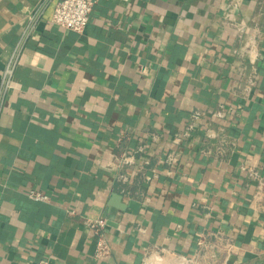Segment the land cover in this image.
<instances>
[{"label":"crops","instance_id":"crops-1","mask_svg":"<svg viewBox=\"0 0 264 264\" xmlns=\"http://www.w3.org/2000/svg\"><path fill=\"white\" fill-rule=\"evenodd\" d=\"M59 1L0 0V264H142L154 245L192 255L203 230L234 238L235 259L264 264V215L250 208L240 169L264 171V0H240L232 13L261 28L263 54L243 114L223 122L234 153L227 163L204 156L201 130L177 165L141 184L145 203L122 196L106 162L122 130L128 148L164 131L154 148L172 151L193 109L233 102L240 42L224 23L230 0H93L82 33L52 23ZM85 216L109 220L107 260L95 257Z\"/></svg>","mask_w":264,"mask_h":264},{"label":"built area","instance_id":"built-area-1","mask_svg":"<svg viewBox=\"0 0 264 264\" xmlns=\"http://www.w3.org/2000/svg\"><path fill=\"white\" fill-rule=\"evenodd\" d=\"M94 5L93 0H60L55 5L51 21L57 27L82 33L90 21ZM229 5V11L224 14V23L228 28L237 31V39L240 42L233 48V55L239 58L235 65L239 69V77L232 82L228 90L233 102L229 104L221 101L215 108L193 109L183 129L171 136V147L174 148L172 151L164 152L154 148V145L165 139L164 131L149 130L134 148L124 145L127 133L124 130L120 131L117 142L120 152L111 156L106 162V167L118 170L116 179L119 192L127 200L147 202L145 192L140 190L141 184L157 179L160 165L165 164L168 167L177 165L182 159L180 148L187 141L198 138L197 134L201 130L203 133L200 135L199 143L204 156L227 163L234 153L235 138L229 132V125L223 122H236L243 114L245 102L252 98L260 78L258 64L263 54L259 43L261 28L257 26L250 32L249 24L234 19L232 13L241 7L240 0H230ZM11 72L12 68L8 66L6 75H10ZM205 120L208 123L203 126ZM240 169L246 178L244 187L250 195V208L255 214L264 215V171L253 164H242ZM28 195L38 201L49 199L48 195L37 191H29ZM69 212L75 213L74 210ZM120 217L121 213H118V218ZM84 225L90 234L97 237L95 257L100 260L110 258L112 246L108 238L109 220L103 216L94 218L85 216ZM136 229L140 233H146V229L141 224L137 225ZM236 251L237 244L234 238L220 232L203 230L198 233L192 255L154 245L146 249L142 264H149L150 259L155 255L172 257L178 261V264H246L234 258ZM34 264H50V259L41 258Z\"/></svg>","mask_w":264,"mask_h":264},{"label":"bare ground","instance_id":"bare-ground-1","mask_svg":"<svg viewBox=\"0 0 264 264\" xmlns=\"http://www.w3.org/2000/svg\"><path fill=\"white\" fill-rule=\"evenodd\" d=\"M151 262H149V264H178V261H176L174 258L169 256L166 257L156 256V258L153 259V263Z\"/></svg>","mask_w":264,"mask_h":264},{"label":"rangeland","instance_id":"rangeland-1","mask_svg":"<svg viewBox=\"0 0 264 264\" xmlns=\"http://www.w3.org/2000/svg\"><path fill=\"white\" fill-rule=\"evenodd\" d=\"M156 256H159V255H155V256H153V257L150 259V260L152 261V262L150 261L151 263H153V259L156 258Z\"/></svg>","mask_w":264,"mask_h":264}]
</instances>
